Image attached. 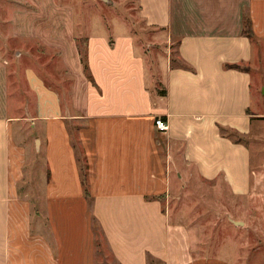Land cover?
Masks as SVG:
<instances>
[{
  "label": "crops",
  "instance_id": "crops-1",
  "mask_svg": "<svg viewBox=\"0 0 264 264\" xmlns=\"http://www.w3.org/2000/svg\"><path fill=\"white\" fill-rule=\"evenodd\" d=\"M135 1L138 19L170 43L176 38L175 55L188 67L173 65L168 49L162 69L148 78L131 32L90 33L84 60L73 54L83 97H73L71 109L27 69L39 98L33 126H41L46 165L42 208L33 219L28 201L18 199L25 152L11 133L15 118L0 116V264H100L98 230L109 264H236L193 254L189 229L162 199L171 197L173 181L184 186L191 175L244 196L252 174L264 169V160L254 168L242 139L264 127V111L252 110L250 70L264 60L255 54L256 43L264 48V0Z\"/></svg>",
  "mask_w": 264,
  "mask_h": 264
},
{
  "label": "rangeland",
  "instance_id": "rangeland-1",
  "mask_svg": "<svg viewBox=\"0 0 264 264\" xmlns=\"http://www.w3.org/2000/svg\"><path fill=\"white\" fill-rule=\"evenodd\" d=\"M126 31L134 36L136 49L145 54L148 78L150 70L162 69L168 49L176 54V38L170 43L164 31L147 28L138 19L135 0H0V116L15 118L11 133L25 152L24 176L18 182L17 194L18 199L28 201L33 219L42 208L46 165L37 138L42 135L41 126H33L39 98L36 100L27 84L26 71L35 69L69 108L73 97H83L73 76V54L77 52L84 60L90 33ZM256 52L264 54L259 42ZM250 70L252 110L264 111V83H260L264 82L263 58ZM31 74H27L28 81ZM242 139L250 145L254 168L261 165L264 127L260 136ZM183 184L177 187L173 181L171 197L162 199L163 208L189 229L193 254L219 256L236 264H264L263 166L252 174L251 190L244 196L231 193L221 181H201L192 175ZM97 236V260L109 264L111 255L99 230Z\"/></svg>",
  "mask_w": 264,
  "mask_h": 264
},
{
  "label": "trees",
  "instance_id": "trees-1",
  "mask_svg": "<svg viewBox=\"0 0 264 264\" xmlns=\"http://www.w3.org/2000/svg\"><path fill=\"white\" fill-rule=\"evenodd\" d=\"M249 23V21H248ZM247 32V35L249 37H251V33L250 31H246ZM171 60L173 62V65H181L183 67H188V65L183 62L179 57H177V55H173L171 54ZM86 67V66H85ZM229 67H232V68H235V69H240V70H247V67L245 66H241L240 64H231L229 65ZM162 93H165L164 91ZM69 131L72 135V132H73V128H69ZM225 133H223L224 135ZM235 135L237 136L236 138L233 139L234 142H241V138L240 136L238 135V133H235ZM229 136H231V134H229ZM72 143H73V146L75 147V150L77 151V160L79 161L80 163V175H81V182H82V185L83 187L85 188V191H86V183H87V170H86V164H84V161L82 159V156H81V153H80V150L78 149V143L77 141L75 140V138L73 137L71 139ZM96 229V228H95Z\"/></svg>",
  "mask_w": 264,
  "mask_h": 264
},
{
  "label": "built area",
  "instance_id": "built-area-1",
  "mask_svg": "<svg viewBox=\"0 0 264 264\" xmlns=\"http://www.w3.org/2000/svg\"><path fill=\"white\" fill-rule=\"evenodd\" d=\"M154 124L160 131H164L167 129V122L161 118H156Z\"/></svg>",
  "mask_w": 264,
  "mask_h": 264
}]
</instances>
